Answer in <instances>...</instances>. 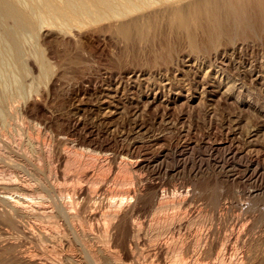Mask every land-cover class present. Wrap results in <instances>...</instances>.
Instances as JSON below:
<instances>
[{"label": "rangeland", "instance_id": "374dc122", "mask_svg": "<svg viewBox=\"0 0 264 264\" xmlns=\"http://www.w3.org/2000/svg\"><path fill=\"white\" fill-rule=\"evenodd\" d=\"M179 1L172 0L167 9L161 6L164 11L158 6L146 11L139 18V29L127 38L117 33L118 22L94 19L62 29L53 18L49 26L27 34L39 55L26 45L23 94L11 99L18 107L16 114L7 111L5 124L0 123V184L9 189L0 193L16 196V186H25L33 192L32 204L45 205L48 213L72 203L76 230L84 228L70 231L58 218L55 225L47 218L23 220L27 228L54 226L60 233L55 235L57 244L68 238L60 249L63 256L31 245L6 228L32 261L48 257L53 264H68L67 254L83 264L74 236L80 231L86 234L84 249L107 248L118 264H171L179 255L185 258L182 264H209L212 257L206 251L214 241L218 246L225 242L227 249L232 245L233 255L227 250L222 263L211 264H223L222 259L224 264L236 259L240 263L246 254L252 259L263 253L264 41H227L217 52H206L201 48V31L191 26L201 36L194 37L201 49L193 51L187 31L177 30L168 17ZM34 52L46 61L48 73H39ZM143 154L155 158L152 166L139 161ZM156 167L162 169L159 177ZM256 189L255 206L246 200V193ZM86 192L92 200L86 199ZM214 196L216 211L211 207ZM35 204L27 209L37 208ZM98 258L96 264H103V255Z\"/></svg>", "mask_w": 264, "mask_h": 264}, {"label": "bare ground", "instance_id": "6f19581e", "mask_svg": "<svg viewBox=\"0 0 264 264\" xmlns=\"http://www.w3.org/2000/svg\"><path fill=\"white\" fill-rule=\"evenodd\" d=\"M172 0H0V123H2L3 125L5 124V114L7 113V111L11 110V112L15 113L17 108H15L14 106H12V104H14L13 102L16 100V98L13 100L14 97H17V99L19 97L22 96L23 92L22 89L23 87V78L26 77V73H25V69H26V64H25V57L27 54L26 52V48L28 47L30 44L32 45V43H28L31 41V38H29L30 35H32V33L35 31H39V29L43 26V25H50V21H52V19L54 18L55 20V26L57 27L58 23L60 25V27L62 29H68L72 23L77 22L78 25H80L81 23H79V20H85L86 23V19L92 20L94 19L97 23L98 22H111V24H114V22H118L117 25V33H119L120 35L124 36V37H129L131 35V32L134 31L133 29L138 30L139 29V21H140V17H142L144 15V13L146 11H148L149 9L153 8L154 6H158L161 8V6H165V9H167L166 7H168L169 5H172L171 3ZM178 3V2H177ZM180 6L171 9V11L168 12V17L170 20V23L173 24L175 27H177L181 30H185L187 31L186 33L188 34L189 37V44H191L192 46V50L196 51V49L200 50L201 48L204 51H218L220 49V47L222 48V44H224L223 42L227 43L228 42H235L239 41L240 42H253L255 43L256 40H262L264 41V0H190L188 2H186L185 0H183V2L180 0L179 1ZM163 8H161L162 11ZM169 9V8H168ZM156 10V8L154 9ZM161 11V12H162ZM168 11V10H166ZM152 14V12H150ZM157 13V12H156ZM159 13V12H158ZM157 13V14H158ZM164 13V12H163ZM166 13V12H165ZM155 14V13H154ZM156 14V15H157ZM161 14V13H160ZM195 14V18L191 20V15ZM146 15H148V12L146 13ZM166 15V14H164ZM151 17V15H148ZM147 16V17H148ZM155 18L156 16L153 15ZM159 15H157V18ZM153 17V18H154ZM161 17V16H160ZM144 18V17H143ZM152 18V17H151ZM156 18V19H157ZM193 18V17H192ZM57 19H59L60 21H58ZM58 22H57V21ZM88 20V21H89ZM146 21V19H143ZM154 20V19H153ZM159 20V19H158ZM87 21V22H88ZM152 21V19H151ZM192 21V22H191ZM57 22V23H56ZM81 22V21H80ZM83 22V21H82ZM92 22V21H90ZM113 22V23H112ZM77 23L75 25H77ZM84 23V22H83ZM82 23V25H83ZM141 23V22H140ZM147 23V22H146ZM149 23V22H148ZM54 24V23H52ZM57 24V25H56ZM107 24V23H106ZM58 25V26H59ZM110 25V24H109ZM108 25V26H109ZM114 25V26H115ZM52 26V25H51ZM54 26V25H53ZM113 26V27H114ZM191 26H194L197 30H200L203 36V45L201 48H199V44L196 45L195 42V36L198 37V33L196 35L195 31H193L191 28ZM112 27V25H111ZM112 27V28H113ZM193 27V29H194ZM114 29V28H113ZM179 30V31H181ZM116 31V30H114ZM184 31V32H185ZM30 33V35L28 36L27 34ZM34 36V34H33ZM28 37V38H27ZM31 37V36H30ZM201 37V36H200ZM198 37V39L200 38ZM35 38V36L33 37ZM32 38V39H33ZM187 39V38H185ZM197 39V40H198ZM30 40V41H29ZM200 41V40H199ZM198 41V42H199ZM261 41V42H262ZM258 42V41H257ZM28 43V44H27ZM34 43V41H33ZM200 43V42H199ZM230 43V44H231ZM236 43V42H235ZM202 44V43H201ZM200 44V46H201ZM234 44V43H232ZM244 44V43H243ZM249 44V43H248ZM28 45V46H26ZM222 45V46H221ZM252 45V43H251ZM250 45V46H251ZM198 46V47H197ZM232 46V45H230ZM242 46V45H241ZM30 47H33L30 48ZM29 47V50L31 49L32 51H36L38 50L37 47L35 45H32ZM226 47V46H224ZM234 47V46H233ZM236 47V46H235ZM224 49V48H223ZM30 50V51H31ZM198 50V51H199ZM222 50V49H221ZM39 51V50H38ZM202 51V50H201ZM211 51V52H212ZM37 52V51H36ZM39 52H37L38 54ZM225 53V52H224ZM223 53V54H224ZM36 53L34 52V59L36 57L35 55ZM39 55V54H38ZM36 63L39 69V73L43 74L45 71L48 70L47 66L48 64H46L44 62L43 59H41V57H36ZM25 64V65H24ZM25 68V69H24ZM47 69V70H45ZM50 72V71H49ZM48 73V71L46 72ZM45 74V73H44ZM42 76V75H41ZM47 76V75H46ZM45 76V77H46ZM43 77V76H42ZM25 83H27L25 81ZM29 86V85H28ZM26 87V86H25ZM30 87V86H29ZM28 88V87H27ZM29 90V88H28ZM22 92V93H21ZM28 93V92H27ZM29 95V94H28ZM11 99L13 100L12 104ZM21 99V98H20ZM16 103V102H15ZM15 105V104H14ZM10 113V112H9ZM7 115H10V114ZM16 114V113H15ZM14 114V115H15ZM12 115V114H11ZM14 118V117H13ZM23 122V121H22ZM29 126V125H28ZM2 128V127H1ZM32 128V127H31ZM16 135V134H15ZM17 137V136H16ZM3 140V139H2ZM30 141V140H29ZM70 141V140H69ZM28 142V141H27ZM26 142V143H27ZM207 142V141H206ZM14 143V142H13ZM29 144V143H28ZM34 144V143H33ZM31 144L32 146L35 147V145ZM30 144L28 146H31ZM31 146V147H32ZM29 147V148H31ZM34 147L33 150H34ZM39 147V146H38ZM20 148V147H19ZM22 148V147H21ZM36 148V147H35ZM28 150V149H27ZM32 151V150H31ZM59 151V150H58ZM241 151V150H240ZM26 152V151H25ZM34 152V151H33ZM30 153V152H29ZM160 153V152H159ZM35 154V153H34ZM94 154V153H93ZM29 155V154H28ZM253 155V154H252ZM31 156V155H29ZM94 156V155H93ZM157 156V155H156ZM23 157V156H22ZM7 158V157H6ZM30 158V157H29ZM149 158L146 154L140 155L139 156V161L142 163H145L146 165H151V163H153L155 161V158H151L150 159H146ZM163 158V157H162ZM12 159V158H11ZM31 159V158H30ZM10 160V159H9ZM16 160V158H15ZM23 160V159H22ZM161 160V159H160ZM11 161V160H10ZM19 161H21L19 159ZM138 161V160H137ZM181 161V160H180ZM16 162V161H15ZM22 162V161H21ZM25 162V161H24ZM27 162V161H26ZM36 162V161H35ZM2 163V162H1ZM156 163V162H155ZM6 164V162H5ZM11 164V163H10ZM18 164V163H16ZM20 164V163H19ZM18 164V165H19ZM27 164V163H26ZM160 164V163H159ZM13 165V163L11 164ZM35 165V164H34ZM166 165V164H165ZM9 166V165H8ZM48 166V165H47ZM144 166V164H143ZM152 166V165H151ZM156 166V165H155ZM11 167V166H10ZM15 167V165H14ZM19 167V166H18ZM154 167V166H153ZM159 167V166H158ZM156 167V172L155 174L158 175L157 177H159V173L160 168ZM24 168V167H23ZM39 168V167H38ZM1 169V168H0ZM16 169V168H15ZM18 169V168H17ZM26 169V168H25ZM14 170V169H13ZM154 170V169H153ZM16 171V170H15ZM18 171V170H17ZM79 171V170H78ZM165 171V170H164ZM26 172V171H25ZM154 173V172H153ZM163 173V172H162ZM26 175V174H25ZM154 175V174H153ZM254 175V174H253ZM38 179V178H37ZM91 180V179H90ZM34 181V180H33ZM38 181V180H37ZM53 181V180H52ZM56 182V181H55ZM34 183V182H33ZM23 184V183H22ZM30 184V183H29ZM51 184V183H50ZM95 184V183H94ZM11 186V185H10ZM14 186V185H13ZM20 186H16L14 188H16V190L18 191V195L16 196H12L10 194H8L7 192L4 193H0L2 194L0 196V264H53L52 261L50 260H41L40 263L34 262L29 258V256H27L28 254L23 250L19 249L20 246V240L19 239H15V237L12 240L13 237V233L11 234V232H9L7 229H9L10 231H15V234H19V236L21 238H23V241H25L24 239L28 240L29 244L31 245H37L39 248H41L44 250V248L46 250L50 249L53 252H57L58 254H60V256L62 255V252L60 251V249L64 250V241L68 240L64 239L63 244H57L58 241H54V239H56V236L58 234V232L54 229L55 227L53 226V228H49L52 229L53 231H50L49 229H47V227H33V228H27L25 226L24 223V219H26L27 217L33 216L34 219L35 218H42V219H51L50 223L52 225H55V219L57 220L60 219L59 221H62L64 223V225L66 226V228L70 231H75L76 230V226L74 221H77L76 219V215L73 212V208L72 205L70 203H63L61 205L63 206H59L56 207L55 212H46V209L43 208L42 206H39L38 204L36 205L35 202L34 204L37 206V208L32 209V211L28 210V205H34L32 204L34 201L32 199L31 194L33 192L31 191H27L26 187H21ZM41 186V185H40ZM81 186V185H80ZM96 186V185H95ZM127 186V185H126ZM39 188V187H38ZM54 188V187H53ZM8 186H5L3 184H0V190H7ZM35 189V188H34ZM37 189V188H36ZM40 189L42 190V187H40ZM94 189V188H93ZM175 189V188H174ZM9 190V189H8ZM14 190V189H13ZM39 191V189H38ZM37 191V192H38ZM80 191V190H79ZM85 191V190H84ZM186 191V190H185ZM257 189L256 190H251L249 192L246 193V200H250V202H255L258 199L259 194L257 193ZM9 192V191H8ZM36 192V191H35ZM34 192V193H35ZM36 192V193H37ZM42 193V191H40ZM89 192H91L89 190ZM86 192V199L88 200V198L92 197V195L90 196V193ZM15 193V192H14ZM39 193V192H38ZM37 193V194H38ZM46 193V192H45ZM66 193V192H65ZM211 193V192H210ZM17 194V193H15ZM36 194V195H37ZM43 194V193H42ZM41 194V196L44 198V196ZM127 194V193H126ZM39 196V197H41ZM98 196V195H97ZM49 197V196H48ZM71 197V196H70ZM84 197V196H83ZM95 197V196H94ZM125 198V197H124ZM155 198V197H154ZM49 199V198H48ZM58 199V198H57ZM84 199V198H83ZM86 199H84L83 201H87ZM173 199V198H172ZM45 200V199H44ZM81 200V198H80ZM90 200H92L90 198ZM89 200V203H90ZM123 200V199H122ZM40 201V200H39ZM121 201V200H120ZM168 201V200H167ZM176 201V200H175ZM224 201V200H223ZM226 201V200H225ZM73 202V201H72ZM78 202H80L78 200ZM95 202V201H94ZM93 202V203H94ZM75 203H76V199H75ZM88 203V201H87ZM107 203V202H106ZM115 203V202H114ZM219 203V202H218ZM249 202H247L248 204ZM44 204V203H43ZM56 204V202H55ZM109 205V203H107ZM117 204V203H115ZM212 208L213 206H217V199L214 196V199L212 200ZM225 204V203H224ZM256 206V202L253 203ZM60 205V204H59ZM77 205V203H76ZM81 205V204H80ZM107 205V206H108ZM111 205V203H110ZM109 205V206H110ZM113 205V204H112ZM179 205V204H178ZM251 205V204H249ZM253 205V206H254ZM47 206V205H46ZM56 206V205H55ZM84 206V205H83ZM108 206V207H109ZM115 206V205H114ZM120 206V205H119ZM50 207V206H48ZM113 209L114 207L111 206ZM118 207V206H117ZM115 207V208H117ZM224 207V205H223ZM243 207V206H242ZM252 208V206H249ZM88 208V207H87ZM97 208V207H96ZM119 208V207H118ZM218 208L220 209L219 205ZM231 208V207H230ZM238 208V207H237ZM247 208V205H246ZM245 210H249L250 208H247ZM75 209V208H74ZM106 209V208H105ZM223 208H221V211ZM228 209V207L226 208V210ZM241 209V208H240ZM259 209V208H258ZM216 211L215 208H213V211ZM244 210V211H245ZM264 210V209H263ZM48 211V209H47ZM54 211V210H53ZM75 211V210H74ZM95 211V210H94ZM218 211V212H221ZM255 211V209H254ZM252 211V212H254ZM93 212V211H92ZM247 212V211H246ZM251 212V210H250ZM259 212V211H258ZM115 213V212H114ZM225 213V212H224ZM227 213V212H226ZM255 213V212H254ZM89 214V213H88ZM101 214V213H100ZM127 214V213H126ZM130 214V213H129ZM214 214V213H213ZM237 214V213H236ZM247 214V213H246ZM261 215V214H259ZM106 215H104L105 217ZM114 216V215H112ZM31 217V218H33ZM97 217V216H96ZM101 217V216H100ZM249 217V216H248ZM263 217V216H262ZM215 218V217H214ZM36 219V220H37ZM39 219V220H40ZM41 219V220H42ZM54 219V220H53ZM79 219V218H78ZM106 219V218H105ZM111 219V218H110ZM115 219V218H114ZM29 220V219H28ZM46 220V219H45ZM264 220V219H263ZM79 221V220H78ZM87 221V220H86ZM97 221V220H96ZM226 221V220H225ZM235 221V220H234ZM239 221V220H238ZM61 222V223H62ZM99 222V221H98ZM103 222V221H102ZM105 222V221H104ZM109 222V220H108ZM133 222V221H132ZM233 222V221H232ZM236 222V221H235ZM242 222V221H239ZM238 222V223H239ZM245 222V221H244ZM37 223V222H36ZM49 223V222H48ZM47 223V224H48ZM86 223V222H85ZM216 223V222H215ZM243 223V222H242ZM249 223V222H248ZM82 224V223H81ZM96 224V223H95ZM98 224V223H97ZM102 224V223H101ZM100 224V225H101ZM104 224V223H103ZM102 224V225H103ZM225 224V223H223ZM229 224V223H228ZM231 224V223H230ZM237 224V222H236ZM43 225V224H42ZM58 225V224H57ZM56 225V226H57ZM63 225V226H64ZM80 225V224H79ZM215 225V224H214ZM46 226V225H45ZM50 226V224H49ZM62 226V225H61ZM61 226H59L61 228ZM109 226V225H108ZM117 226V225H116ZM226 226V225H225ZM58 227V228H59ZM80 227V226H79ZM78 227L77 230H79L80 228ZM96 227V226H95ZM98 227V226H97ZM101 227V226H100ZM105 227V226H104ZM233 227V226H232ZM235 227V225H234ZM239 227V226H238ZM7 228V229H6ZM64 228V227H62ZM61 228V230H62ZM65 228V229H66ZM108 228V227H107ZM110 228V227H109ZM112 228V226H111ZM169 228V227H168ZM210 228V227H209ZM221 228V227H220ZM224 228V227H223ZM237 228V226H236ZM242 228V225H241ZM252 228V227H251ZM82 229V228H81ZM80 229V230H81ZM84 229V228H83ZM82 229V230H83ZM227 229V228H226ZM229 229V228H228ZM243 229V228H242ZM54 230L57 232H55L54 234ZM64 230V229H63ZM76 230V231H77ZM102 230V229H101ZM106 230V229H104ZM113 230V229H112ZM221 230V229H220ZM224 230V229H223ZM231 230V228L229 229ZM88 231V230H87ZM133 231V230H132ZM212 231V230H211ZM248 231V230H247ZM63 232V231H62ZM65 232V231H64ZM63 232V234H65ZM82 233H80V235L76 234L75 236V241L77 242L79 249L81 250V252H79L80 254H83V262H81L80 258V262L83 264H96L97 258L99 257V255H103L104 259H101L102 261L104 260L103 264H118L116 263L117 261L112 260L113 257L111 256V254H109V252L111 251H106V249H104L103 247H96V245L94 247L98 248V250L96 249V251H92L91 250L87 251V249H84L83 247L85 246L84 242L82 241V237L86 234H84L85 231H80ZM264 232V231H263ZM67 233V230H66ZM69 233V232H68ZM76 233V232H75ZM73 232V234H75ZM99 233V232H98ZM107 233V232H106ZM126 233V232H125ZM211 233V232H210ZM219 233V232H218ZM223 233V232H222ZM229 233V232H228ZM60 234V233H59ZM58 234V235H59ZM62 234V235H63ZM82 234V235H81ZM96 234V233H95ZM102 234V233H101ZM124 234V233H123ZM221 234V233H220ZM231 234V233H230ZM70 235V234H69ZM88 235V233H87ZM106 236V234H104ZM102 237H105V236ZM158 235V234H157ZM219 235V234H218ZM61 236V235H60ZM67 236V235H66ZM121 236V235H120ZM125 236V235H124ZM230 236V235H229ZM236 236V235H235ZM238 236V235H237ZM242 236V235H241ZM59 237V236H58ZM69 237V236H68ZM129 237V236H128ZM200 237V236H199ZM60 238V237H59ZM58 238V239H59ZM61 238H63V236H61ZM60 238V239H61ZM132 238V237H131ZM215 238V237H214ZM224 238V237H223ZM15 239V240H14ZM72 239V237H71ZM70 239V241H71ZM87 239V238H86ZM89 239V237H88ZM87 239V240H88ZM63 240V239H61ZM87 240L85 241L87 244ZM95 240V239H94ZM217 240H219L217 238ZM222 240V239H220ZM219 240V241H220ZM238 240V239H237ZM242 240V239H241ZM240 240V241H241ZM129 241V240H128ZM149 241V240H148ZM27 242V244H28ZM61 242V241H60ZM66 243H69V241H65ZM73 242V241H71ZM91 242H93L91 240ZM88 242V245L89 243ZM96 242V241H95ZM99 242V241H98ZM153 242V241H152ZM215 242V241H214ZM214 242H210L209 246L207 247V251H206V255L208 257H212L215 258V260L213 261L211 258H206V259H211V263L215 262L216 260H219L220 263L221 262V256L224 255L225 257V253L226 251L230 250L232 248V245L227 249L225 242L224 245L223 244H219V246L217 245V243L214 244ZM218 242V241H217ZM222 242V241H221ZM222 242V243H223ZM62 243V242H61ZM84 243V244H83ZM219 243V242H218ZM235 243V242H234ZM28 244V245H29ZM50 244V245H48ZM96 244V243H95ZM98 244V243H97ZM103 244V242L101 243ZM158 244V243H157ZM168 244V243H167ZM189 244V243H187ZM206 244V243H205ZM237 245V243H235ZM234 244V245H235ZM264 244V243H263ZM22 245V244H21ZM24 245V243H23ZM26 245V244H25ZM62 245L64 248H62ZM74 245V243H73ZM87 245V246H88ZM94 245V244H93ZM150 245V244H149ZM152 245V243H151ZM235 245V246H236ZM248 245V244H247ZM46 246V247H44ZM103 246V245H102ZM120 246V245H119ZM134 246V245H133ZM228 246V245H227ZM234 246V247H235ZM238 246V245H237ZM236 246V247H237ZM251 247V245H248V247ZM261 246V245H260ZM30 247V246H29ZM67 247V246H66ZM75 247V246H74ZM90 247H92V243L90 245ZM198 247V246H197ZM244 247V246H243ZM247 247V248H248ZM263 247V246H262ZM28 248V247H27ZM70 248V247H69ZM78 248V247H77ZM89 248V247H88ZM129 248V247H128ZM141 248V247H140ZM160 248V247H159ZM158 248V249H159ZM162 248V246H161ZM203 248V247H202ZM238 248V247H237ZM240 248V247H239ZM242 248V247H241ZM246 248V247H245ZM244 248V249H245ZM246 248V249H247ZM253 248V247H251ZM250 248V249H251ZM261 248V247H260ZM32 249V248H31ZM40 249V250H42ZM67 249V248H66ZM91 249V248H90ZM167 249V248H166ZM192 249V248H191ZM245 249V251H246ZM254 249V248H253ZM257 249L260 251V249L257 247ZM28 250V249H27ZM41 251V253L44 251ZM45 250V251H46ZM49 250V251H50ZM62 250V251H63ZM72 250V249H71ZM94 250V249H93ZM141 250V249H140ZM162 251H165L164 249H161ZM206 250V249H204ZM235 250V248H234ZM242 250V249H241ZM252 250V249H251ZM255 250V249H254ZM253 254L257 253L255 252ZM262 250V248H261ZM59 251L61 253H59ZM118 251V250H117ZM185 255L186 252L185 250H183ZM190 251V250H187ZM233 251V249H232ZM238 251V250H237ZM244 251V254H246V252ZM251 251V254H252ZM65 252V251H64ZM69 252V251H68ZM67 252V253H68ZM77 252V249L76 251ZM76 254H79V253ZM114 252V251H112ZM194 252V251H193ZM205 252V251H204ZM250 252V251H249ZM248 252V253H249ZM30 253V252H29ZM39 253V252H38ZM52 253V252H51ZM134 253V252H132ZM164 255L166 256L167 251L163 252ZM178 253V252H177ZM181 253V252H180ZM178 253V254H180ZM192 253V252H191ZM230 253L232 254L231 250ZM237 252L235 251V254ZM243 253V252H242ZM260 253V252H259ZM115 254V253H114ZM183 254V252H182ZM242 254V255H244ZM258 254V253H257ZM256 254V257H257ZM42 255V254H41ZM56 256V254H53V256ZM64 255V253H63ZM62 255V256H63ZM113 255V254H112ZM152 255V254H151ZM177 255V254H176ZM203 255V254H202ZM206 255H204L205 257H207ZM227 255V253H226ZM233 255V254H232ZM239 254L237 253L236 256H238ZM43 256V255H42ZM65 260L66 263L68 262V264H76L75 262H73L69 256L67 254H65ZM72 256V255H71ZM82 256V255H81ZM201 256V254H200ZM33 257V256H32ZM59 258V256H57ZM186 257V256H185ZM190 257V256H189ZM102 258V256H101ZM204 258V257H203ZM229 258V256H228ZM233 258V257H231ZM236 258V257H234ZM238 258H240L239 260L241 261L243 257L238 256ZM244 261L246 262V264H264V247H263V253H261V256H259V258H253L251 256L252 259L249 258V256L244 257ZM99 259V258H98ZM119 259V258H118ZM176 260H173L174 262L176 261L177 264H182V262H185V258L184 260L182 259V257L180 258L179 255V259L177 260V258H175ZM193 259V258H192ZM256 259V261H255ZM62 260V259H61ZM74 260V259H73ZM78 260V259H76ZM100 260V259H99ZM167 260V259H166ZM187 260V259H186ZM225 261V259H222ZM231 260V259H230ZM238 261V259H236ZM253 260V261H252ZM50 261V262H48ZM57 261V260H56ZM164 261V259H163ZM170 261V260H169ZM172 261V262H173ZM233 261V259L231 260ZM236 261V262H237ZM244 261H241V264H245ZM52 262V263H51ZM162 262V261H160ZM166 262V261H165ZM168 262V261H167ZM173 262V263H174ZM196 262V261H195ZM223 262V264H224ZM235 262V263H236ZM244 262V263H243ZM59 263V262H58ZM57 263V264H58ZM169 263V262H168ZM171 263V264H173ZM197 263V262H196ZM209 263V264H211ZM216 263V262H215ZM234 263V262H233ZM234 263V264H235ZM239 262H237L236 264H238ZM239 263V264H240ZM120 264V263H119ZM165 264V263H164ZM170 264V263H169ZM214 264V263H213ZM225 264H228L225 263ZM230 264V263H229Z\"/></svg>", "mask_w": 264, "mask_h": 264}]
</instances>
